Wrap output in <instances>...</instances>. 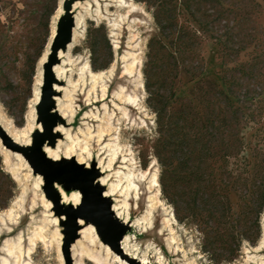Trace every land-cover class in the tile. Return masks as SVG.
Returning a JSON list of instances; mask_svg holds the SVG:
<instances>
[{"label":"rangeland","instance_id":"rangeland-1","mask_svg":"<svg viewBox=\"0 0 264 264\" xmlns=\"http://www.w3.org/2000/svg\"><path fill=\"white\" fill-rule=\"evenodd\" d=\"M64 1L66 0H0V111L6 120L11 121L16 130H23L29 124L30 103L34 98L35 89L39 87L38 74L42 72V79L44 74L45 64H41V59L47 51L53 26L65 15L62 6ZM114 1L119 5L110 0H78L76 1L79 2L78 7L72 8V17L78 16L82 20L79 32L83 37L62 59L66 70L65 79L57 82L61 86V91L54 97H59L68 103L67 95L72 96L74 114L68 117V121L58 122L57 126L60 125L65 130L59 134L60 137L56 139L55 145L60 141L64 147L77 139L73 157L66 160L76 163L82 158L83 164H89L90 167L87 169L85 165H80L86 170L94 169L97 172L95 178L97 183L100 179H105L106 186H102L103 193L111 190L125 174L133 170L136 176L132 178L137 190L131 192L128 200L132 221L146 213L150 196L157 192L149 189L151 174L146 175V179L140 177L146 174L154 161L156 162L155 170L161 191L160 203L163 202L172 209L175 220L172 221V229L179 238L178 245L182 249L179 251L175 248L177 245L170 244L172 235L165 222L168 216L163 207H158L152 216L151 229L142 231L129 225L125 232L136 237L142 250L151 248L149 252L151 264L157 261L155 250H159L164 257V264L189 262L264 264V249L256 250L259 242L264 238V212L260 215L259 221L260 237L255 242L244 239L240 243V250L235 259L231 260V249L236 248L235 244L224 241L226 238L222 242L218 236L233 230L246 231L255 221V214H251L246 208H241L232 195L233 212L227 214L233 218L230 224L218 226L211 219L214 212L209 209L203 213V219L209 221L206 225L198 222L189 209L188 204L194 200L195 193L198 192L195 184L188 188L179 183L177 196L173 197L175 204L162 191L163 169L155 153L160 133L154 109L155 103L153 98L150 99L149 90L146 89L147 77L144 74L149 62L148 43L152 38L160 35L154 17L155 8L141 0H132L133 2L129 4L122 0ZM223 1L225 2L221 6L203 4L199 8L201 26L190 16L184 15L180 19L182 25L197 34L192 41L193 50L183 55L185 65L179 70L178 77L176 71H171L169 77L162 75L161 68L152 71L156 75L154 78L156 83L165 86V90H161V93L169 95L174 89L182 102H192L195 105L197 104L195 97L202 89L204 92L212 93L207 97V101L213 106V103H216L213 99V90L221 89L228 94V88L222 78L225 74L227 77H233L235 95L230 99L240 110V122L234 128L236 129L237 126V131L240 132L247 147L244 156L250 165L248 171L251 174L256 162L254 155H259V161L264 160V0ZM134 5L137 6L133 8ZM60 7L62 12L59 11ZM133 9H139L140 12L133 13L126 22L121 21ZM91 43L96 44L95 57ZM50 53L51 50L44 63ZM132 54L135 55V63L141 65L139 71L141 77L137 72L132 78L123 75L124 68L133 60ZM93 60H96L99 68L109 61L112 63L96 70ZM172 63L170 61V64ZM84 65L85 67L89 65L96 75L103 74L114 66V75L111 79L104 77L94 84L86 70L82 73L81 69ZM228 70L230 73H226ZM200 73L204 75L199 76ZM81 76L84 80L80 78ZM140 81L143 89H136L139 96L136 103L143 111L130 109L129 119H123L120 109L126 107L117 99V95L122 93V88L125 89L126 94L131 95L134 92V84ZM43 82L44 79L40 93ZM103 84L107 86L106 96H103ZM41 95L42 93L40 97ZM174 107L179 106L176 104ZM215 108L218 111L216 106ZM110 116L113 117L112 125L116 132H112V136H106L101 143L97 142V138L91 139L87 150H83L88 129L91 128L95 135L107 124ZM37 118L36 108L35 125L29 133L31 140L33 135L42 129V124L37 122ZM108 143L117 144L121 149L111 168L108 167L110 149L105 147ZM1 146L3 147L2 141L0 213L9 212L11 208L14 213L11 219L6 218L4 224L0 222V264L2 258L7 257L4 252L6 240L17 243L19 238L22 239L21 257L19 258L17 252H14L17 260L15 262L14 258L8 256L9 264H93L87 252L93 256L106 258L104 249L106 245L102 243L100 237L97 236L98 240L93 244L89 242V234L85 230L91 224L85 221H83L84 226L79 223L80 220L77 222V239L67 247L66 236L69 228L67 213L70 207H74L72 193L78 190L67 187L62 180L55 181L51 190H47L43 176L35 173L31 168L22 167L17 171L18 177L14 176L5 163L6 156ZM61 155H64V151ZM178 158H181L180 153L174 157L175 166L178 164ZM9 162L14 168L18 164L13 154L9 157ZM237 165V162L232 160L231 169H236ZM262 173L257 177L259 181L262 180L264 171ZM178 174L179 172L177 176ZM124 186L123 182L112 197H107L112 206L115 203L121 205L125 199L122 192ZM63 191L68 199L61 194ZM222 215L223 213H218L216 216ZM253 231L255 228L252 229ZM32 240L35 241L32 243ZM111 264L115 263L111 262Z\"/></svg>","mask_w":264,"mask_h":264},{"label":"trees","instance_id":"trees-1","mask_svg":"<svg viewBox=\"0 0 264 264\" xmlns=\"http://www.w3.org/2000/svg\"><path fill=\"white\" fill-rule=\"evenodd\" d=\"M141 1L154 6V17L158 32H160L159 37L152 38L148 43L149 62L144 74L147 77L146 89L149 90L150 99L153 98L155 103L154 109L160 133L155 153L163 169L161 173L162 191L173 202V197L177 196L179 183L188 188L195 184L198 192L195 193L194 200L188 204L189 209L198 222L206 225L209 221L203 219V213L209 209L214 212L211 219L218 226L230 224L233 218L227 214L233 212L232 195L237 199L241 208L250 210L251 214L254 213L256 219L246 231L234 232L233 230L218 236L222 242L235 244L236 248L231 249V260H233L244 239L255 242L260 237L259 221L260 215L264 212V175L261 181L257 178L259 174H263L264 160L259 161V155L255 154L256 162L250 174L248 171L250 165L244 156L247 147L240 132L237 131V126L236 129L234 128L240 122V110L230 99L235 95V81H232V76L227 77L225 74L222 79L230 96L224 90H213V99L216 103L211 106L207 97H210L212 93L200 89L199 95L195 97L197 103L195 105L192 102H182L172 88H170L172 89L171 96L161 93V90H165V86L156 83L154 79L156 75L152 71L161 68L162 75L168 77L171 71H176L178 72L176 77H178L179 70L185 65L183 55L193 50L192 41L197 34L189 27L182 25L180 19L187 15L201 26L198 16L199 8L203 4L221 6L225 1ZM94 46L96 44L91 43L93 57L97 55ZM170 61L173 63L170 64ZM93 63L95 69L99 70L112 62L109 61L100 68L96 60H93ZM202 75L204 74L200 73L199 76ZM166 91L168 92V89ZM170 103L175 104L174 106L178 104L179 107H174ZM178 153L181 158H178V164L175 166L174 157ZM232 160L238 164L236 169H231ZM218 213H223V215L218 217L216 216ZM253 228L255 231L252 232ZM224 238L226 240L223 241Z\"/></svg>","mask_w":264,"mask_h":264},{"label":"bare ground","instance_id":"bare-ground-1","mask_svg":"<svg viewBox=\"0 0 264 264\" xmlns=\"http://www.w3.org/2000/svg\"><path fill=\"white\" fill-rule=\"evenodd\" d=\"M111 2H113L114 4H117L119 5V3L117 1H114V0H110ZM124 1L126 4H129L130 2H133L132 0H122ZM78 4L79 2H75L73 4V9H76L78 7ZM137 6V5H136ZM135 5L133 6V8L136 7ZM59 11L62 12V8L60 7L59 8ZM136 12H140L139 9H133L131 10L127 17L125 19H122L121 21L123 22H126L130 19V16L133 14V13H136ZM144 13V12H143ZM101 16V15H100ZM97 17V16H96ZM103 17V16H102ZM101 17V18H102ZM74 21V26L72 28V34H73V37H72V41L71 43H69L67 45V50H60L59 51V54H58V59L61 61V63H59L58 65H55L54 68H53V71H54V74L56 76V78L58 79V81L62 82L64 79H65V74H66V70L64 68V61H62L64 55L67 53L69 54L70 51L72 50L71 48L73 47V45L75 43H77L79 41L80 38L83 37V34H81V32H79V29L81 28V25H82V20L81 18H79L78 16H73L72 17ZM57 22L55 23V25L53 26V29H52V33H51V39H53L55 37V33H56V29H57ZM118 27V26H117ZM116 36V35H115ZM132 38V37H131ZM133 42V41H132ZM51 43V40L48 44V47H47V51L46 53L44 54V57L41 59V64L43 65L44 64V61L49 53V45ZM134 43V42H133ZM134 47V46H133ZM136 49V48H135ZM133 55V59L131 61V64L129 63L125 68H124V71H123V75L124 76H127L128 78H132L134 77L135 73L137 72L140 76V68H141V65L139 64H136L135 62V59H134V54ZM135 64V66H134ZM134 66V67H133ZM82 70V73L84 70L87 71V73L90 75V77L93 79L94 81V84L97 83L98 80H103L104 77L107 78V79H111L112 76L114 75V71H115V67H111L108 71H105L103 72V74H99V75H96L94 74L92 71H91V68L90 66L88 65V67H85L84 65V68L81 69ZM141 77V76H140ZM81 79L84 80V77L81 76L80 77ZM78 79V78H77ZM42 72L40 71L39 74H38V86L35 91H34V98L31 100V103H30V113L28 115V126L23 129V130H16L13 126V124L11 123L10 120H6L5 117L1 114V111H0V124H2V126H4L7 134L14 139V141L16 143H21V144H24V145H30L31 144V137H29V133L32 131V128L34 127L35 125V116H36V104L38 103V101L40 100V86L42 85ZM78 84H76L75 86L77 87ZM139 88V89H143V84L142 82H138V83H135L134 84V92L130 95V94H126V91H124L125 89L122 88V93H118L117 95V99H119V101L121 103H123V105H125L126 108H122L121 107V113H122V118L128 120L129 117H130V109L131 110H138L140 112L143 111V109L137 105L136 103V99L139 98V96L137 95L136 93V89ZM53 90L55 91V93H60L61 91V86L60 84L58 85L57 83H54L53 84ZM102 91L104 92L103 96H106L107 95V86L106 84H103L102 86ZM68 99H69V102H64L61 98L59 97H54L55 98V103H56V109L53 111V112H56L58 113L59 115L62 116V118L64 120H67L68 121V117L72 116L74 114V108L72 107V100H71V97L69 94L67 95ZM144 113V112H143ZM112 116H110V118L108 119V122L107 124L102 127L95 135H93L92 133V130L91 128L88 129L87 131V134L85 136L86 137V143H85V147H82L83 150H87V147H89V142L91 139L93 138H97V142L98 143H101L105 140V137L106 136H112L111 133L115 131V127L112 125ZM64 128L62 126H57L56 129H55V132L58 133V134H61L64 132ZM116 132V131H115ZM78 140L76 139V141H72V143L70 145H65L64 147H62V143L60 141H58V143L54 146V147H51L49 145H47L45 148H44V152L45 154L51 158L52 160L54 161H58L60 159H70L73 157V153H74V146L76 145V142ZM114 144V143H113ZM112 143H108L107 145H105V147H108L110 149V160H109V166L108 167H112L115 163V161L117 160L118 158V154L120 152V146L117 147V144H114L113 145ZM0 145H1V140H0ZM2 147V146H1ZM3 153H5V163L7 165V167L10 168L12 174L14 176H17V171L22 168V167H26L28 169H30V167L28 166L27 162L25 161L24 157L20 154V153H16V152H11L10 149H7L5 148L4 146L1 148ZM64 151V155H61V153ZM11 154H13L18 162L17 166L14 168L12 167L9 163V157L11 156ZM90 156V155H89ZM134 159V158H133ZM82 158L81 159H78L77 162L79 164H83L82 162ZM126 159L124 158V161ZM85 165V168H89L90 165L89 164H83ZM157 164L156 162L154 161V163L151 165V167L149 168V170L146 172V174L144 176H141L142 179H146V175H149L151 174V179H150V186H149V189H153L155 191H157L154 195L150 196V202H149V207L146 211V213L139 217V218H136V220L132 221L131 220V214H130V207H129V204H128V200L130 198V194L132 191H135L137 190V185L136 183L133 182V178L134 176V171L133 170H130L127 174L124 175V179L121 178L120 181L118 182V184L114 185L112 187L111 190H106V198L107 197H112L114 195V192L119 188L121 187V185L123 184V182L125 183V186L123 188V191L124 192V196H125V199L123 200V202L120 204H113V210L116 214V218L120 221H123L124 223L128 224L131 226V228H139L141 229L142 231H146L148 229H151V226L153 224V220H152V216H153V213L155 211L156 208L158 207H163V209L166 211V215L168 217L165 218V222H166V225L169 227V231H170V234L172 235L171 237V242L170 244H174V245H177L175 248L178 249L179 251L182 249L179 247L178 245V241H179V238L176 237V234L175 232H173V229H172V221H175L174 218H173V214H172V209L171 207H167L166 205H164V203H160V196H161V191L159 190V182H158V177H157V173H156V168ZM153 170H155L153 172ZM18 177V176H17ZM40 179V178H39ZM124 180V181H123ZM98 183L101 185V186H106V181L105 179H100L98 181ZM61 194L63 195V197L65 199H68V196L67 194H65V192H61ZM72 202H73V206L74 207H77L79 203H81V199H82V194H80L79 191L77 192H74L72 193ZM11 211L9 212H3V213H0V222L1 223H5L6 221V218H12L13 217V213H14V210H12V208L10 209ZM79 223L84 226L85 223L83 222V220H80ZM86 232H88L89 234V242L91 244H93L95 241L98 240V237L96 235V231H95V227L90 225L88 229L85 230ZM0 234H1V228H0ZM43 234V233H42ZM35 235V234H34ZM35 240H32V243L34 242ZM21 243H22V239L19 238V242H13L11 240H6V245H5V248H4V252L7 254V257H3L2 258V264H9V257H12L15 259V262L17 260L16 258V254H14V252H17V254L19 255V258L21 257ZM122 249L125 250L126 254H128L131 258L135 259V260H139L142 264H151L150 263V258H149V252L151 250L150 247H147L145 250H142L139 246V243L136 241V237L135 236H130L129 234H124V238L122 240ZM104 249L106 251V258H101L100 256L98 255H91L90 252H87L88 253V256H89V259L93 262V264H111L112 263H115V264H127L124 260L122 261L121 258L115 254L113 251H111L109 249V247L107 246H104ZM264 249V238L261 239V241L259 242V245H258V248H256L257 251H262ZM31 252V251H30ZM155 256H156V259L157 261L155 262V264H164V257L162 256V254L160 253L159 250H155ZM24 253V252H23ZM23 257V256H22ZM248 259H251V257H248ZM110 260V261H109ZM109 261V262H108ZM188 264H195L194 262H189Z\"/></svg>","mask_w":264,"mask_h":264},{"label":"water","instance_id":"water-1","mask_svg":"<svg viewBox=\"0 0 264 264\" xmlns=\"http://www.w3.org/2000/svg\"><path fill=\"white\" fill-rule=\"evenodd\" d=\"M76 1L78 0H66L62 3L65 15L58 21L55 37L51 39L49 45L51 53L44 63L42 95L36 106L37 122L42 124V129L33 135L31 145L25 146L16 143L0 124V139L5 148L20 153L28 166L35 173L43 176L47 190H51L55 181L62 180L67 187L78 190L82 194L80 205L77 208L70 207L67 213L69 223L66 236L67 247L77 239V222L83 220L95 226L96 234L102 243L117 254L122 261L124 260L127 264H142L122 249L124 234L130 226L116 218L109 199L103 193V187L96 182L97 172L94 169L86 170L74 161L66 159L54 161L43 151L47 145H55L56 139L60 137L55 132V127L58 122L64 120L61 115L53 112L56 109L54 96L57 94L53 90V84L59 82L53 68L59 62V51L67 50V45L72 41L74 20L71 12Z\"/></svg>","mask_w":264,"mask_h":264}]
</instances>
